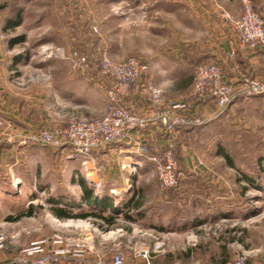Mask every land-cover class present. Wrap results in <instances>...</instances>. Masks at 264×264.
I'll return each instance as SVG.
<instances>
[{"label": "rangeland", "instance_id": "1", "mask_svg": "<svg viewBox=\"0 0 264 264\" xmlns=\"http://www.w3.org/2000/svg\"><path fill=\"white\" fill-rule=\"evenodd\" d=\"M184 1L0 0V235L7 237L5 253L15 255L38 237L62 235L66 242L83 243L87 253L59 264H95L100 257L111 260L117 250L137 261L144 249L152 264L157 254H172L176 264H214L215 254L228 261L238 253H245L250 264H264V93L250 96L241 90L221 109L211 98L193 95L194 80L180 88L183 82L157 86L151 79L153 74L167 79L163 66L176 64V56L186 54L185 45L202 38L210 19L242 14H232L242 10L239 0ZM58 48L85 55L87 68L74 71L53 55ZM103 53L115 62L135 57L150 66L147 80L160 89L162 101H151L134 85L120 102L132 114L149 119L168 100L186 101L189 109L185 125L165 135L167 144L138 138L149 126L139 128L105 147L114 153L96 150L87 170L70 144L55 146L41 141V135L106 114L112 79L101 74ZM132 95L141 96H135L141 103L127 100ZM125 142L129 146L123 148ZM138 142L163 163L171 153L174 187L162 184L148 156L132 152ZM81 178L98 197L115 202L116 226L103 229L93 217L60 219L52 213L51 198L95 210L81 203ZM30 205L35 214L18 219ZM125 208L133 219L119 213ZM158 242L163 244L159 250Z\"/></svg>", "mask_w": 264, "mask_h": 264}, {"label": "built area", "instance_id": "2", "mask_svg": "<svg viewBox=\"0 0 264 264\" xmlns=\"http://www.w3.org/2000/svg\"><path fill=\"white\" fill-rule=\"evenodd\" d=\"M242 14L238 17L226 14L225 17L238 36L242 46L264 47V17L255 8V0H239ZM53 55L67 60L74 71H83L88 66V58L79 51L66 52L58 48ZM233 58L235 52H232ZM235 63V68L239 65ZM99 67L101 74L111 78L112 83L107 91L108 111L98 120L88 122H70L65 129H55L43 132L41 141L55 146L70 144L75 152L84 158L83 165L89 169L92 163L93 153L115 142H123L129 133L139 128L149 126L151 122L164 128L165 132L172 133L178 127L185 124V114L189 104L182 100H168L161 104V109L149 119L132 114L120 105L121 98L134 85L140 86L142 95L151 101L159 103L162 94L154 83L147 80L150 66L132 57L125 62H115L106 53L100 57ZM245 91L254 96L264 93V79L242 75L237 83L226 80L223 66L218 62L201 64L195 69L193 95L199 98H212L219 108H226L235 98L237 92ZM37 140V139H35ZM133 153L148 156L156 166L161 176L162 184L166 187H174L177 184L175 176V162L170 152L166 154V162H161L158 157L150 154V149L141 143L131 145ZM7 237L0 235V250L5 247ZM163 244L156 243L159 250ZM87 253L83 243L77 241L66 242L62 235L53 238L33 240L13 255L11 264H59L62 258L77 257L82 259ZM82 264H87L86 262ZM95 264H152L149 250H141L137 254V261L127 260L123 251L117 250L111 260L98 258ZM225 264H250L245 253H238Z\"/></svg>", "mask_w": 264, "mask_h": 264}, {"label": "crops", "instance_id": "3", "mask_svg": "<svg viewBox=\"0 0 264 264\" xmlns=\"http://www.w3.org/2000/svg\"><path fill=\"white\" fill-rule=\"evenodd\" d=\"M170 3L173 4L174 2L171 1ZM189 3L192 4V0L184 1V5H189ZM238 5H240L239 1ZM257 6L261 10L262 15L264 17V0H258ZM222 9L224 8L222 7ZM236 12L237 14H232L240 15L242 10H237ZM224 15L221 14L222 18H219V20L210 19V21L208 22L209 28L205 26L206 28L204 30L205 32L202 34V38L198 41L195 40L196 43L185 45L186 54L182 56L180 53L178 56H176L177 60L179 59V64L178 62L175 64L169 61L168 65L163 66V73H167V75H169L167 79L163 78L165 76H161L160 74L157 77L153 74L152 77L150 76L152 81L157 86L161 85L162 83L171 84L183 82V84L180 85V88L190 87L193 83V75L195 73L197 65H199V63L206 62L209 60L218 61L223 66L225 78L230 83H237L238 81H240L241 76L244 74L246 75L247 73L264 79V47H262L261 45L242 46L238 41V36L236 32L232 29L231 25L229 24L228 20ZM232 52H235L234 58L232 56ZM175 55H177V53H175ZM234 62L239 65V68H241L240 70H237V68H235ZM135 96L132 95L127 100H136L135 102L137 103V98H141V96H136L137 98H135ZM205 100L206 99H203V101ZM138 103H141L140 99ZM133 107L135 108L134 105ZM166 134L169 133L165 132L160 125L151 122L148 128L142 130L141 133L137 134V137L145 139L146 141L149 140L155 145H163L169 142V139L165 140ZM133 135L134 137L136 136V134ZM121 145L123 148L129 146L128 143L126 144V142L122 143ZM106 149H99L97 150V152L101 155H107L109 152L112 154L115 152V149ZM120 149L122 148H119V150ZM2 151H0L1 157L4 155ZM119 152H123V150H120ZM178 229L180 230L181 228H177L176 226L175 230ZM192 229H197V227H192ZM38 239L40 238L38 237L36 240ZM32 240L33 239H29L27 242L29 243ZM28 243H25V245ZM190 252L193 253V250L190 249ZM13 255L14 254L10 252L5 253V250H0V264H11V259ZM213 257H215L214 264H224L225 260L223 255L215 254L213 255ZM153 260L154 264L178 263L176 258H174L172 254H169L168 256L157 254L156 256H154ZM193 262L194 261L191 260L188 263H184L194 264ZM62 264L78 263H75L71 260H67Z\"/></svg>", "mask_w": 264, "mask_h": 264}, {"label": "trees", "instance_id": "4", "mask_svg": "<svg viewBox=\"0 0 264 264\" xmlns=\"http://www.w3.org/2000/svg\"><path fill=\"white\" fill-rule=\"evenodd\" d=\"M257 1L258 0H255V8L257 11H259L262 14L261 10L257 6ZM208 62H212V61L202 62V63H199V65L204 64V63H208ZM213 62H218V61H213ZM199 65H197V66H199ZM240 69L241 68H239L237 70H240ZM252 76H254V75H252ZM193 80H194V78H193ZM208 99H210V98H208ZM213 101H215V100H213ZM182 126H180V127H182ZM180 127H178V128H180ZM174 132H176V130ZM221 149L222 148H220V150ZM220 152L227 159L229 165L234 167V161L230 157V155L223 150H221ZM80 185H81L82 191H83L81 203L91 205L92 207L95 208V210L93 209L90 211H84V210H81V208H80L81 204L80 203L70 202V201L65 200L64 198H61V199L51 198L48 201H50L53 204V207L51 208L52 213L60 219L93 217L96 220H100L103 222V224H99V226L103 229H104V226H107L108 228L116 226L119 208L116 206L115 202L111 198L108 199V198L98 197L96 195L95 190L87 183V180L84 178L80 179ZM139 205H140V201L136 202V207H138ZM35 209L36 208L34 205H30L29 208L25 212H23L22 214H20L18 216V219L24 215L33 216L35 214ZM108 210L110 212H108ZM76 211H78V212H76ZM119 213L123 214V215L125 214V217L127 219H133L134 218L132 214L128 213V210H126V208H125V211H121ZM226 262L227 261L225 260L224 264Z\"/></svg>", "mask_w": 264, "mask_h": 264}]
</instances>
